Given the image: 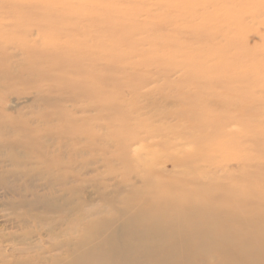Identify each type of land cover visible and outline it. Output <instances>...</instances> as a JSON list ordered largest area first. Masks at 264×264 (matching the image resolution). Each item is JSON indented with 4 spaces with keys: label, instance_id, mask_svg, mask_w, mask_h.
Here are the masks:
<instances>
[{
    "label": "rangeland",
    "instance_id": "374dc122",
    "mask_svg": "<svg viewBox=\"0 0 264 264\" xmlns=\"http://www.w3.org/2000/svg\"><path fill=\"white\" fill-rule=\"evenodd\" d=\"M39 56L46 58L45 71L42 63L29 69ZM51 62L66 68L57 71ZM46 66L52 71L47 73ZM41 86L38 97L14 100L13 93ZM67 90L79 97L74 107L49 102ZM5 95L12 107L0 109V118L8 119L3 138L29 140L34 153L43 151V142L67 161L68 146L59 149L52 138L108 140L112 167L100 168L96 184L104 181L113 187L121 182L125 174L119 168H131L123 164V153L153 164L166 161L169 154H202L208 141L224 146L223 155L207 153L220 154L226 169L237 171L241 161L247 171L259 170L264 176V0H0V97ZM171 138H177L172 141L181 144L182 152L167 145ZM85 148L93 152L92 142ZM80 151L81 157L92 156ZM158 164L154 168L159 170L172 167ZM131 176L135 178L133 172ZM95 183L84 196L95 198L97 205ZM10 201L11 196L1 200L0 264L15 259L1 236L23 231L13 221ZM36 233L32 241H38Z\"/></svg>",
    "mask_w": 264,
    "mask_h": 264
},
{
    "label": "bare ground",
    "instance_id": "6f19581e",
    "mask_svg": "<svg viewBox=\"0 0 264 264\" xmlns=\"http://www.w3.org/2000/svg\"><path fill=\"white\" fill-rule=\"evenodd\" d=\"M202 35L207 37L209 34ZM56 45L60 46L59 43ZM56 45L52 44V47ZM57 50L53 52L58 54L59 48ZM50 54H47L49 60ZM39 57L41 59L37 58L29 69L46 61V58ZM52 62L51 67L57 63ZM42 66L45 71L44 63ZM51 67L47 73L52 71ZM55 67L57 71L60 69L58 65ZM68 69L73 72L72 68ZM51 77L57 78L53 74ZM41 90L43 86L28 92H15L14 100L19 102L28 95L38 97ZM72 91L67 90V95L51 98L49 102L60 101L74 107L72 102L77 103L79 97H73ZM61 92L64 94L63 89ZM8 99L6 95L0 97L1 110L10 111L12 106L7 103L10 102ZM86 107L88 111L90 105ZM7 123V118H0V207L2 197L11 196L9 209L15 215L13 221L21 224L23 230L19 234H6L7 238L1 236V241H9L7 254L10 252L15 257L12 264H264L263 172L247 171L241 161L237 163V171L226 169L220 161L224 154V146L220 143L213 146L205 141L208 150L202 154H169L166 161L157 159L153 164H141L123 153L126 158L123 164L131 168L120 167L125 176L112 187L109 182L95 183L100 178V168L112 167L109 165L112 156L108 155L111 147L108 140L71 138L73 141L69 139L68 142L67 138H52L59 149L64 144L68 146L64 156L70 158L63 161V153L56 154V149H50L43 142L40 143L43 151L34 153L29 140L3 138ZM172 139L177 138L169 139L167 145L182 152L181 144ZM90 141L93 152L85 148ZM80 142L84 144L78 146ZM208 144L213 150H209ZM126 145L127 150L130 146ZM81 149L85 153L91 152L92 156L81 157ZM207 151H222V154L214 157ZM156 162L170 163L172 167L159 170L154 168ZM251 165L253 162L250 161L248 166ZM132 172L135 178L131 176ZM90 174L92 177L89 178L87 175ZM91 183H95L94 191L99 192L97 205L94 204L95 198L84 196ZM31 223L36 228L31 229ZM35 233L39 236L38 241H32ZM43 234L46 240L41 237Z\"/></svg>",
    "mask_w": 264,
    "mask_h": 264
}]
</instances>
